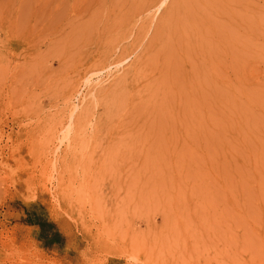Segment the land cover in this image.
<instances>
[{
  "label": "rangeland",
  "instance_id": "374dc122",
  "mask_svg": "<svg viewBox=\"0 0 264 264\" xmlns=\"http://www.w3.org/2000/svg\"><path fill=\"white\" fill-rule=\"evenodd\" d=\"M0 264H264V0H0Z\"/></svg>",
  "mask_w": 264,
  "mask_h": 264
}]
</instances>
